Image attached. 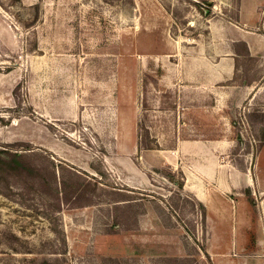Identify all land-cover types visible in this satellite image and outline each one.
Segmentation results:
<instances>
[{
    "label": "rangeland",
    "instance_id": "374dc122",
    "mask_svg": "<svg viewBox=\"0 0 264 264\" xmlns=\"http://www.w3.org/2000/svg\"><path fill=\"white\" fill-rule=\"evenodd\" d=\"M247 5L0 0V157H19L0 264H264V0ZM222 57L211 84L195 63Z\"/></svg>",
    "mask_w": 264,
    "mask_h": 264
},
{
    "label": "crops",
    "instance_id": "0c3cea01",
    "mask_svg": "<svg viewBox=\"0 0 264 264\" xmlns=\"http://www.w3.org/2000/svg\"><path fill=\"white\" fill-rule=\"evenodd\" d=\"M249 1L250 0H242L243 16H245V11H246V8L248 6L247 4L249 3ZM252 7H254V5H252ZM248 17H249V23L252 24L255 19V14H251ZM241 43L244 44L245 46L248 45V48H247L248 56L255 55L258 51H261L262 49L261 47H263L261 44V40L256 35L249 33V32L244 33V36L241 38ZM235 60L236 58L228 59L227 57H222L221 61H218L217 63H210V61L208 63L205 62L206 64L205 63L203 64L195 63L196 64L195 67H197V70L201 69L202 67H205L208 71V76L206 77V80H209V83L214 84V83L223 81L225 79H231V76L234 73ZM225 64L227 65V70L230 71L229 73L231 74L227 78L223 76L225 72V67H224ZM194 78L196 79V81H200V82L202 81L200 77H194ZM262 157L264 160V149L262 151ZM263 170H264V165L262 167V171ZM204 175L209 176L207 174H204ZM261 182L264 185V180H261ZM198 200L204 204V200L202 201L200 198H198ZM262 204L264 205V200Z\"/></svg>",
    "mask_w": 264,
    "mask_h": 264
},
{
    "label": "trees",
    "instance_id": "16d2710c",
    "mask_svg": "<svg viewBox=\"0 0 264 264\" xmlns=\"http://www.w3.org/2000/svg\"><path fill=\"white\" fill-rule=\"evenodd\" d=\"M204 12L206 13V10H204ZM138 148L140 151L151 149L141 140L138 142ZM18 162H19V157L16 154L12 155V157L9 159H3L0 157V169L5 172L13 171L17 173L18 169L16 165L18 164ZM205 254L208 255L206 252Z\"/></svg>",
    "mask_w": 264,
    "mask_h": 264
},
{
    "label": "bare ground",
    "instance_id": "6f19581e",
    "mask_svg": "<svg viewBox=\"0 0 264 264\" xmlns=\"http://www.w3.org/2000/svg\"><path fill=\"white\" fill-rule=\"evenodd\" d=\"M189 143V145H191L192 147L198 148L201 146V142L200 141H190V142H186L185 144ZM184 144V147H186V145ZM168 153V152H167ZM176 160V159H175ZM201 172H203L204 174L207 175H211L213 173V169L212 168H200ZM213 175V174H212ZM200 198L202 201L204 200V197H202L201 195L198 197Z\"/></svg>",
    "mask_w": 264,
    "mask_h": 264
}]
</instances>
